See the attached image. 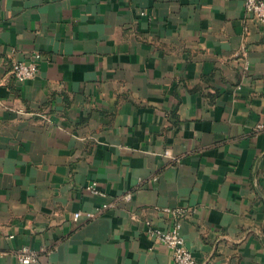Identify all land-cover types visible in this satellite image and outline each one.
<instances>
[{"label":"crops","instance_id":"crops-1","mask_svg":"<svg viewBox=\"0 0 264 264\" xmlns=\"http://www.w3.org/2000/svg\"><path fill=\"white\" fill-rule=\"evenodd\" d=\"M176 209L198 264H264V23L245 0H0V264H175L146 224Z\"/></svg>","mask_w":264,"mask_h":264},{"label":"built area","instance_id":"built-area-1","mask_svg":"<svg viewBox=\"0 0 264 264\" xmlns=\"http://www.w3.org/2000/svg\"><path fill=\"white\" fill-rule=\"evenodd\" d=\"M245 8L247 13L257 21L264 23V0H245ZM42 58L41 53H34L30 59H20L13 63L12 72L15 78L25 82L33 79L39 70V61ZM259 127H263L260 125ZM89 188L98 194L104 193L98 188L96 182H92ZM130 198V195H127ZM106 207V204H104ZM178 219L170 227L163 228L154 225L148 221L146 224V232L157 241L165 244L172 252V257L175 264H198L192 251L187 247L185 238L182 234V217L186 215L183 209H176ZM81 212H76L75 217L81 216ZM96 215L95 212H87V217L92 218ZM0 252V257L2 256ZM19 261L23 264H40L39 257L35 251L29 247H24L18 253Z\"/></svg>","mask_w":264,"mask_h":264}]
</instances>
